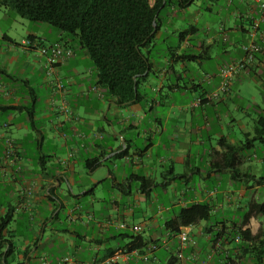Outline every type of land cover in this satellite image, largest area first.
<instances>
[{"label":"crops","instance_id":"crops-1","mask_svg":"<svg viewBox=\"0 0 264 264\" xmlns=\"http://www.w3.org/2000/svg\"><path fill=\"white\" fill-rule=\"evenodd\" d=\"M243 2L239 4L242 10L230 14L219 31L209 36L208 41L201 42L208 51L204 61L212 60V49L217 46L224 56H234L230 64L238 63L245 57L244 47L251 43L260 47L261 51L256 53L259 58L248 71L237 73L229 91L217 98L213 96L221 85V69L229 64H219L216 75L204 72L199 85L194 83L193 76L188 78L185 90L201 89L205 95L202 102L193 104V109L200 108L205 116L203 125L196 124L195 120H183L181 125L182 120L173 118L147 121L145 114L140 117L141 110L146 113V107L140 104L118 106L109 102L103 91L95 86L93 69L86 76L80 75V67L90 64L85 53L72 48L71 58L57 59L51 65L41 49L65 45V42L56 43L62 36L48 25L24 23V19L0 7V222L8 213L12 215V221L2 233L9 243H4L0 253L11 249L9 264H264V245L251 249L242 246L237 236L242 217L237 222L234 217L243 216L252 205L262 201L264 195L259 192L264 188V181L259 179L264 177L253 175L249 163L254 158L264 164V156L249 154L255 146L240 150L243 142L234 132L239 121L221 110H229L234 103L231 87L240 76L256 73L264 84L259 74L264 70V20H261L260 8L264 1ZM228 3L229 7L234 5V1ZM174 17L171 16L158 37L168 27H173ZM4 20L9 22L8 29L2 26ZM245 23L249 24L248 29ZM178 26L175 28L178 35L188 30L184 23ZM241 34L248 39L242 41ZM47 35H55L57 41L47 42ZM194 36L188 34L178 45V53L196 48L192 45ZM190 67V63L180 65L178 68L184 71L177 70L178 73L156 68L153 74L156 81L150 77L144 81V87L157 93L167 87L172 92L176 83L171 80H182V73ZM59 81L65 85L64 91L57 88ZM204 82H208L207 89H204ZM84 85L88 93L94 94L89 98L94 118L77 120V112L69 111L68 105L81 102L86 93L82 90ZM77 90L82 94H77ZM42 93H45V101L41 99ZM98 100L101 109L94 105ZM126 106H130L129 118L120 117ZM148 106L154 110L155 102ZM216 109L219 112L210 119L208 111ZM77 121L84 127L81 132L75 128ZM170 122H176L175 133L167 136ZM68 125L71 126L70 135L65 134ZM146 128H149L148 134ZM243 128L240 123L239 133L247 140L251 133H245ZM212 134H217L219 140L213 139ZM214 141L218 147L213 146ZM227 145L239 148L236 156L238 179L229 169L234 152L227 149ZM127 146L128 153L117 156L127 150ZM103 154L106 156L101 158L100 165L89 170L87 161ZM152 164H158L161 169L157 170ZM81 166L92 173L102 170L107 176L96 181L86 180L82 169L77 170ZM137 176L151 177L156 183L144 193L136 182ZM120 183L125 184L124 191L118 188ZM106 184L120 192V200L108 202L97 197V188ZM64 185L67 192H63ZM93 189L94 194L85 196ZM141 194L147 199L146 211L141 208ZM83 198L90 201L84 208ZM97 203L106 207L98 210ZM205 203L211 208L209 221L181 228V231H189L190 239L181 249L179 234L171 233L168 223L178 217L183 208ZM137 211H142L144 216L138 224L143 228L140 233L128 222L130 215L135 219ZM262 216H253L243 227V230L250 229L252 238L264 234ZM103 219L106 222H101ZM66 221H77L88 231L68 230ZM120 221L127 227H120L126 231L114 248L111 242L117 236L111 234V229ZM131 232L141 235V242L135 243L130 238ZM136 244L137 249L134 248ZM153 245L157 246L156 250L150 249ZM179 252L182 258H178ZM115 255H120L119 259L110 263ZM172 258L175 260L171 263Z\"/></svg>","mask_w":264,"mask_h":264},{"label":"trees","instance_id":"trees-1","mask_svg":"<svg viewBox=\"0 0 264 264\" xmlns=\"http://www.w3.org/2000/svg\"><path fill=\"white\" fill-rule=\"evenodd\" d=\"M195 2L196 0H155L152 4L151 0H0V7L13 11L17 16L34 24L48 25L62 36L57 44L65 42V45L60 46L70 48L67 47L70 45L75 52L85 53L96 74L95 86L103 91L109 102L118 106L140 104L142 107H147L154 101L150 97L152 91L144 87V81L153 76L155 69L160 66L156 56V46L163 42L165 36L169 37L165 31L159 37L158 34L168 25L172 15L185 11ZM198 31L192 26L180 33L179 42H184L188 34L197 36ZM29 39L34 40L32 37ZM31 41L27 43L32 44ZM196 48L200 50L197 54L184 50L178 53L179 46L169 48L165 56L169 57L170 70L167 71L178 73L176 67L180 65L196 62L201 64L200 62L206 59L205 55L208 56V51L204 46ZM256 58H259L257 54L255 60ZM252 75L260 78L256 73ZM177 83L171 88L172 92L186 88L185 84L181 86L179 82ZM30 119L33 123L32 116ZM255 123L254 136L248 138L247 143L243 144L240 150H248L257 143L264 144V111ZM128 149L127 146V150L117 156H124L128 153ZM227 149L234 152L229 169L232 176L238 179L240 174L236 169V156L239 148L227 145ZM105 156L106 154H103L88 160L87 168L94 170L93 166L97 164L98 167L101 158ZM111 175L114 177L112 173ZM135 179L140 183L144 193L149 192L156 183L151 177L137 176ZM117 186L120 190L126 189L124 183ZM92 194L94 189L85 196ZM255 215L264 216V202L252 205L248 209L242 217L241 227L237 232L241 245L249 249L264 245V234L252 238L250 229L243 230ZM210 216L211 208L208 204H193L180 210L178 217L168 225L171 233L180 234L181 228L191 227L201 221H209ZM11 221L12 215L8 213L0 222V249L5 242L9 243L2 233ZM130 238L135 243L142 240L141 235H130ZM135 246V249L139 247L137 244ZM11 252L9 249L7 253H0L1 264L3 260L5 264H9ZM174 260L172 258L169 262L172 263Z\"/></svg>","mask_w":264,"mask_h":264},{"label":"rangeland","instance_id":"rangeland-1","mask_svg":"<svg viewBox=\"0 0 264 264\" xmlns=\"http://www.w3.org/2000/svg\"><path fill=\"white\" fill-rule=\"evenodd\" d=\"M229 1H234V5L229 7L230 6V4L228 3ZM249 1L252 2V0H249ZM154 2L155 0H151L152 4H154ZM240 3L244 4L243 0H196L194 5L188 7L185 10L187 12L185 13L176 12L175 17H174L173 27L171 28L169 27L167 30H165V32H168V34L166 33V35H169V37L166 38L165 36L163 39V42L161 41L162 43L156 46V56L158 58V62L160 65L159 68L164 69V70H170V66L168 65L169 57H165V56L169 48H175L180 43L178 32L175 31V28L178 25L182 26V23H184L187 26L186 29H189L192 25H194L199 30L197 36H194V39H192V45L194 47L195 46L199 47L201 46V42L208 41L209 36L211 37L212 34L219 31V28L221 27L222 23L224 22L225 19L229 17L230 14L233 15V12L237 11V9L242 10V7L239 6ZM253 4L256 7V4L255 3ZM209 8H212V10L209 11L208 10ZM12 13L14 15H17L13 11ZM23 21H25L24 23H27V24L31 23L25 19ZM8 24L9 22L4 20L2 22L3 28L8 29ZM245 27L246 29H248L249 24L245 23ZM19 31H20V28H18V32ZM54 31L56 34L59 33L56 30ZM55 38H56L55 35H47V37H45V39L49 43L56 42L57 39ZM244 39H248V38L247 36L241 34V40L243 41ZM198 41H200V43H198ZM199 51L200 50L193 48L192 50L189 51V53L192 52L194 54H197L199 53ZM233 60H234V56H224L222 54V51L218 49L217 46H215L212 49V60L211 61L206 60L203 62L201 61L200 63H204L201 66L198 62L190 63L191 67L189 69H186L185 72L182 73L183 79L180 80L179 83L181 86H184V84L187 83L188 78L193 76L194 78H196V81L194 83L196 85H199L201 81L204 79V74H205L204 72H206L209 75H216L219 64H223V63L230 64L233 62ZM178 67L176 68L179 72L184 71ZM91 69H93L91 66V61H90V64L89 63L83 64L79 69V71L81 72L80 75L86 76L87 74H90ZM64 73L66 74V72ZM259 74L262 76L264 80V70L260 71ZM150 79L153 80V82L156 81L153 76H151ZM167 79L169 80V77H167ZM172 82L175 84L177 83V80L173 78L171 80V83ZM203 86H204V89H207L209 86L208 82H204ZM82 90H84L86 93L82 95L81 102L80 103L77 102V104L76 102L71 103L70 105H68V109L69 111L72 110V111L77 112V120H79V118L81 120L83 119L87 120V119L94 118V115H92V110L90 109L93 105L92 103L89 102V98L94 96V94H92L91 92L88 93L86 85L82 87ZM231 90H232V97L234 98V101H233L234 103H231L229 110H226V109H221V110L227 116L228 115L233 116L239 121V124L236 125V129L234 132L236 133L237 137L240 138L243 144H246L247 143L246 139L244 136H241V134L239 133L238 126L240 125V123H242V126L244 127L243 131L245 133H251L250 138L254 136V128L256 124L255 120L264 111V84H261L260 78L256 76H253V75L240 76V78H237L234 81V84L232 85ZM76 93L82 94L81 91L79 92V90H77ZM44 94L45 93H42L40 95L43 101H45ZM202 96H203V91L201 89H198L196 92L188 91L185 89L171 92L167 87H165L162 89L161 93H157V92L150 93V97L155 102V109L150 110L151 109L150 106H147L145 108L146 113L142 112L141 110L140 117L141 116L144 117L143 114H145V118L147 121L155 120V119H164V118L180 119L182 120L180 121L181 125L183 122H185L183 120H188L189 122H191L192 120H195L196 124L203 125V120L205 116L203 115L202 110L200 108L193 109L194 108L193 104L195 102L199 104L198 101L202 98ZM215 103H218L217 99L215 100ZM173 104L175 107L173 108L168 107L169 105H173ZM94 105H97V108L101 109L102 104L100 100L96 101ZM129 107L130 106L123 107L124 109L121 110L119 116L120 117L125 116V118H129V111H128ZM217 111H218L217 109L209 110L208 111L209 118L214 119ZM105 113H106V110H105ZM175 124L176 122L175 123L170 122L169 127H167L168 128V131L166 132L168 134V135L166 134L167 136H169L172 133H175L173 130ZM70 128L71 126L68 125L67 128L65 129V134H69V135L71 134ZM75 128L79 132L84 130V127L82 126V122L80 121H77V123L75 124ZM182 128H185V127L182 126ZM146 132L147 134L149 133V128H146ZM48 133L52 135L50 131ZM224 133L227 135V131H224ZM212 135L213 136L211 137L213 139L219 140V136L217 134H212ZM139 143L141 144L142 141H139ZM213 146L218 147L215 141L213 142ZM249 154L251 155L257 154L259 158L263 157L264 156V145L257 143L255 147L251 149ZM249 164L253 168L251 171L253 172L252 173L253 175L264 177V164L263 163L253 158V161L250 162ZM152 165L156 166L154 168H156L157 170L161 169L158 164L156 165L152 164ZM176 168L179 170L178 163L176 164ZM81 169L83 171V173L81 174H83L84 179L89 180V181L90 180L96 181L100 178L107 176V174H105L102 170H98L92 173L91 171L87 170L83 166L77 168L78 171L79 170L81 171ZM62 188L64 189L63 192L65 191L67 192L68 190L67 186L64 185ZM96 193H97L98 198L100 197L104 200H107L108 202H110L113 199L120 200V197H121L120 192L118 190L112 189L109 186V184H106L104 186L102 185L99 186L96 190ZM259 193L264 195V188ZM139 198L141 201L142 210L146 211L148 209V205L146 204V201H147L146 196L141 194L139 195ZM261 198H262L261 203H263L264 196ZM87 201L90 202L88 198L82 199L81 202H82L83 208L85 206L87 207L86 205ZM95 207L96 209L100 210L102 208H105L106 206L103 204L97 203ZM112 212L114 211H111V213ZM135 216L136 217L133 220L132 216L130 215L128 217L129 218L128 222L136 227L138 226L140 222L144 220L143 219L144 216H143L142 211H137ZM234 217H236L235 220L237 222V220H240L239 218L243 216L235 215ZM262 218H264V216H262ZM86 222L90 224L89 221H86ZM101 222H106V220L103 219L101 220ZM122 224H123V221L116 222V224L111 229V234L113 236H117V237L121 236L122 233L126 231L124 229H120V226ZM65 228H67L68 230H74L77 232L88 231V228L85 225L82 226L77 221H74V222L66 221ZM130 235H133V232H131ZM160 235L161 233H159V236ZM119 239L120 238H117L116 240L114 239V241L111 242L114 248L117 247L119 242L121 241Z\"/></svg>","mask_w":264,"mask_h":264},{"label":"built area","instance_id":"built-area-1","mask_svg":"<svg viewBox=\"0 0 264 264\" xmlns=\"http://www.w3.org/2000/svg\"><path fill=\"white\" fill-rule=\"evenodd\" d=\"M260 8L262 11V18L261 20H264V3L260 4ZM245 51V57L239 61L238 63L229 64L224 66L221 69L220 77H221V85L219 88V91L215 93L213 96L214 98L220 97L221 93L225 94L229 91L231 82L233 81V78L237 73H241L244 71H248L251 67V65L255 62V54L260 52L261 49L259 46H257L255 43H251L248 46L244 47ZM41 52L44 55H48V61L51 65H53L57 59H69L73 55V50L71 48H64L60 45L58 46H52V47H44L42 48ZM57 88L60 91L65 90V85L59 81L57 83ZM211 98V97H210ZM212 99V98H211ZM203 99H200L198 102H202ZM65 111L68 113V109L65 108ZM121 228H126V224H122L120 226ZM133 230L136 233L142 232L143 228L141 226L134 227ZM179 240L181 242V249L183 247H186L189 242V231L184 229L181 231V233L178 235ZM150 249L156 250L157 246L153 245ZM120 255H115L110 259V263L116 262L119 259ZM183 254L182 252L178 253V258H182Z\"/></svg>","mask_w":264,"mask_h":264},{"label":"water","instance_id":"water-1","mask_svg":"<svg viewBox=\"0 0 264 264\" xmlns=\"http://www.w3.org/2000/svg\"><path fill=\"white\" fill-rule=\"evenodd\" d=\"M154 26H156V24H154ZM137 80V78H135V81Z\"/></svg>","mask_w":264,"mask_h":264}]
</instances>
